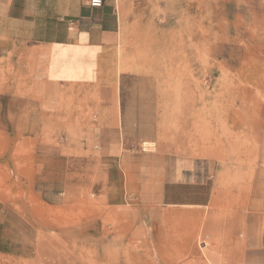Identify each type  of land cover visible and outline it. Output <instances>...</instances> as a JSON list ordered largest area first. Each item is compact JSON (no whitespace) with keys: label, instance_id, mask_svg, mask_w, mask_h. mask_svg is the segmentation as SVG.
I'll return each mask as SVG.
<instances>
[{"label":"rangeland","instance_id":"374dc122","mask_svg":"<svg viewBox=\"0 0 264 264\" xmlns=\"http://www.w3.org/2000/svg\"><path fill=\"white\" fill-rule=\"evenodd\" d=\"M117 1L0 44V264H264V0Z\"/></svg>","mask_w":264,"mask_h":264},{"label":"crops","instance_id":"0c3cea01","mask_svg":"<svg viewBox=\"0 0 264 264\" xmlns=\"http://www.w3.org/2000/svg\"><path fill=\"white\" fill-rule=\"evenodd\" d=\"M118 5L117 0H104L99 8L87 0H0L1 50L23 42L53 48L113 45L121 30ZM255 246L264 254V232Z\"/></svg>","mask_w":264,"mask_h":264},{"label":"built area","instance_id":"2783aa9c","mask_svg":"<svg viewBox=\"0 0 264 264\" xmlns=\"http://www.w3.org/2000/svg\"><path fill=\"white\" fill-rule=\"evenodd\" d=\"M104 0H87V4L91 8H99L103 5Z\"/></svg>","mask_w":264,"mask_h":264},{"label":"bare ground","instance_id":"6f19581e","mask_svg":"<svg viewBox=\"0 0 264 264\" xmlns=\"http://www.w3.org/2000/svg\"><path fill=\"white\" fill-rule=\"evenodd\" d=\"M55 51H56V50H55ZM55 51H54V52H55ZM60 52H62V51H60ZM56 53H57V51H56ZM56 53H55V54H56ZM64 54H65V52H64ZM62 57H63V56H62Z\"/></svg>","mask_w":264,"mask_h":264}]
</instances>
